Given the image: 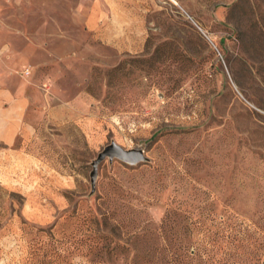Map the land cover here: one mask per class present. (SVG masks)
<instances>
[{"label":"rangeland","instance_id":"374dc122","mask_svg":"<svg viewBox=\"0 0 264 264\" xmlns=\"http://www.w3.org/2000/svg\"><path fill=\"white\" fill-rule=\"evenodd\" d=\"M92 1L0 0V264H264V0Z\"/></svg>","mask_w":264,"mask_h":264},{"label":"crops","instance_id":"0c3cea01","mask_svg":"<svg viewBox=\"0 0 264 264\" xmlns=\"http://www.w3.org/2000/svg\"><path fill=\"white\" fill-rule=\"evenodd\" d=\"M86 13L87 16L85 22L87 28L94 30L101 29V0L92 1V5ZM0 46L4 47L0 50V78H7L10 69H12L18 61L24 59L25 51L14 49L12 44L5 40L1 41ZM29 46L36 47L37 44L34 41H31L27 47ZM20 101H22V99L12 96V91L9 85L0 82V140L3 142L14 140L13 128L16 125V121H10L9 116L12 110H18L20 108Z\"/></svg>","mask_w":264,"mask_h":264},{"label":"water","instance_id":"95a60500","mask_svg":"<svg viewBox=\"0 0 264 264\" xmlns=\"http://www.w3.org/2000/svg\"><path fill=\"white\" fill-rule=\"evenodd\" d=\"M109 157L110 159L118 158L126 163L131 165L137 164L141 161L147 160V157L144 155L143 150L141 149H124L120 145L116 143H112L107 145L97 156V158L93 161V170L91 172V180L92 183H95L97 177L98 166L100 162Z\"/></svg>","mask_w":264,"mask_h":264},{"label":"built area","instance_id":"2783aa9c","mask_svg":"<svg viewBox=\"0 0 264 264\" xmlns=\"http://www.w3.org/2000/svg\"><path fill=\"white\" fill-rule=\"evenodd\" d=\"M25 72H28V70H26Z\"/></svg>","mask_w":264,"mask_h":264}]
</instances>
